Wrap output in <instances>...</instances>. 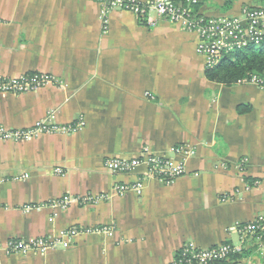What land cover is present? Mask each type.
Instances as JSON below:
<instances>
[{
    "label": "crops",
    "instance_id": "1",
    "mask_svg": "<svg viewBox=\"0 0 264 264\" xmlns=\"http://www.w3.org/2000/svg\"><path fill=\"white\" fill-rule=\"evenodd\" d=\"M262 3L201 0L200 10L238 15ZM198 45L179 24L104 16L88 0H0V78L57 80L35 93L0 92V125L83 123L73 134L0 143V264H170L186 247L227 242L246 251L242 264H264V239L239 232L264 216V93L208 81ZM177 147L194 154L175 156ZM146 155L184 161L187 174L166 183L145 177V165L129 175L104 166ZM139 178L141 195L116 192ZM66 196L95 200L52 206ZM94 229L106 232H85ZM72 230L69 248L6 253L10 240L59 241Z\"/></svg>",
    "mask_w": 264,
    "mask_h": 264
},
{
    "label": "built area",
    "instance_id": "2",
    "mask_svg": "<svg viewBox=\"0 0 264 264\" xmlns=\"http://www.w3.org/2000/svg\"><path fill=\"white\" fill-rule=\"evenodd\" d=\"M97 3L103 8V15L106 16L113 10L130 12L149 26L155 27L160 20L181 25L186 31L197 34L199 45L197 52L205 60L207 69L219 66L228 55L239 50H244L249 46H264V7L253 9L245 13L242 18L234 19H213L205 18L196 11V6L201 0H151L140 2L138 0H88ZM56 78L49 74H27L16 78H0V92L8 95H22L35 93L39 90L56 83ZM256 86H264V80L253 76L247 80ZM55 117L50 116L47 120L36 123L28 129L12 130L0 125V143L30 142L43 135L73 134L83 127L79 122L74 126H63L54 122ZM175 156L188 157L194 154V150L186 147L172 149ZM145 165L147 178L158 179L166 183H171L176 179L185 176L187 169L184 161L177 162L173 157L144 156L139 159L113 158L105 161V169L112 174H133L141 166ZM57 174H64L62 169L56 170ZM28 176L22 177L23 179ZM144 180L127 184H117L115 187L119 195L128 192L142 194ZM90 196L73 197L66 196L62 200L55 202L52 206L66 209L73 204L87 205L94 202ZM34 209V208H32ZM87 234L105 233V230H86ZM240 234L246 236H256L264 239V216L255 221L247 223L239 228ZM79 234L77 230H72L64 234L59 241L48 238L32 239L30 241L10 240L7 243L6 253L29 254L45 253L49 250L57 249L59 246L69 248L71 239ZM242 248L233 244H222L208 249H198L189 246L181 250L178 256L170 264H221L231 262L230 258L234 254L241 253ZM236 264H242V261Z\"/></svg>",
    "mask_w": 264,
    "mask_h": 264
},
{
    "label": "trees",
    "instance_id": "3",
    "mask_svg": "<svg viewBox=\"0 0 264 264\" xmlns=\"http://www.w3.org/2000/svg\"><path fill=\"white\" fill-rule=\"evenodd\" d=\"M206 79L210 82L233 86L241 80H251L253 76L264 79V46H249L244 50H239L222 62L221 65L213 69H206L204 73ZM249 184L253 186L257 180L247 179ZM228 243V242H227ZM230 244V243H228ZM247 256L246 251L231 256V262L239 263ZM221 264H229L222 262Z\"/></svg>",
    "mask_w": 264,
    "mask_h": 264
},
{
    "label": "rangeland",
    "instance_id": "4",
    "mask_svg": "<svg viewBox=\"0 0 264 264\" xmlns=\"http://www.w3.org/2000/svg\"><path fill=\"white\" fill-rule=\"evenodd\" d=\"M201 2V1H200ZM262 7H264V0H263V3L261 4V5H258V6H255V7H247V8H244L242 11H241V13L240 14H238V15H218V16H208V15H206V14H204L201 10H200V3L196 6V12L195 13H197V14H199V15H201V16H204L205 18H213V19H224V18H228V19H234V18H242L244 15H245V13L246 12H248V11H251V10H253V9H258V8H262ZM228 56H230V55H228ZM227 56V57H228ZM222 64V63H221ZM220 64V65H221ZM205 68H206V65H205ZM216 68V67H215ZM207 69V68H206ZM264 80V79H263ZM238 84H253V83H251V82H249V81H247L246 79L245 80H241V81H239V83ZM253 85H255V84H253ZM263 93H264V86H262V87H259V86H257ZM237 241L235 240V243H236ZM237 244V243H236Z\"/></svg>",
    "mask_w": 264,
    "mask_h": 264
}]
</instances>
